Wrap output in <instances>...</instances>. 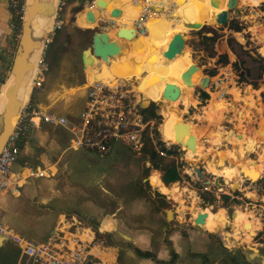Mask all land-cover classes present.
Here are the masks:
<instances>
[{
  "label": "rangeland",
  "instance_id": "rangeland-1",
  "mask_svg": "<svg viewBox=\"0 0 264 264\" xmlns=\"http://www.w3.org/2000/svg\"><path fill=\"white\" fill-rule=\"evenodd\" d=\"M151 1L163 4V8L167 2L166 0L164 2L161 0H147L145 5H148ZM241 1L244 0H240L238 9L230 13L228 22V24L231 21L237 23L240 27L239 32L229 31L226 27L221 28L216 24L227 11L218 10L213 17L212 14L206 15L203 10L205 19L203 20V16L198 17L194 25L196 28L187 22L183 24L189 27V30L186 32L188 35L187 39L191 42V47H187L185 53L176 58L182 59L186 64L183 73H185L191 65L195 64L200 68L197 72L200 74L201 78L202 74L210 76L211 74L206 73V70L215 68V59L207 57V53L198 45L200 36L202 35L213 36L215 38V48L218 53H222L221 50L225 48L227 40L233 38L245 50L249 51L254 58L264 59V0L260 1L257 6H253L251 3L249 5H243ZM200 4L202 8H204L210 5V0H200ZM171 9L172 7L169 6L167 12L171 11ZM163 13L155 14V17L159 16L158 21L167 17L164 11ZM205 20L210 21L208 25H205L206 27H204ZM201 23L203 27H200ZM131 25L132 20L129 19L128 27H131ZM84 26L86 27L87 25L84 24ZM151 31H155V29ZM137 35L138 36L135 37L134 40L144 37L139 34ZM149 36L144 38H148ZM170 40L174 42L173 37L166 38L165 45L160 48H164ZM130 42V44H132V41ZM173 44L176 45L175 42ZM51 48H54V44L50 46L48 44L46 53L48 50L50 51ZM128 48V52L121 56L117 60V63L111 64L112 76H108L107 78L104 77V80L112 84L111 80H116L117 82L119 79H123V73L129 74V78L127 79L135 84V87H133L135 92L141 93V95L145 92L148 93L151 97V101L146 107L149 108L151 103H154V112L156 115L161 116V122L151 113V110L145 111L144 114L147 118L158 119L159 123H161L160 133H156L155 136L158 137L168 149L178 152L177 155L171 158L175 159L180 181L165 186L166 189L170 191L167 193V190L164 189L161 193L155 186V182H152V185L149 183V180L153 181L152 177V179L149 178L148 180V184L151 188L149 191L146 181L143 180L141 176L144 169L150 166L148 162L149 157L146 154H141V156L138 157L132 151L125 152L123 150L119 159H113L109 157V155L106 158H101L95 154H91L89 157L93 167L89 170L96 171L94 174L97 175L98 182H95L96 177H94V174L90 181H85L82 189H85L86 195H80L79 193V202H83V205H91V217L97 219L95 222L98 223L99 228L101 221L104 219L101 217L102 214L104 212L108 214L111 213V209L109 208V205H111L110 202L105 203L103 199V194H105L103 187L112 191L114 190L121 200L120 205H122V210L117 213L115 220H117L119 226L121 224L123 227L126 226L129 229L130 236L138 235L142 237L144 231H154L155 228L161 226V223L165 225L163 227H166V231L161 230V233L160 231L155 234L153 233V237H150V241L142 238L139 242V247L142 249H149V243L150 250H153V252H159L161 250L169 252L171 256L169 262L172 264H264V239L258 237L264 230V174L261 173L264 171V166L256 170V165L258 163L264 165V151L262 149L264 140L261 139L264 135H259L253 131L257 122L260 125L261 131H264V95L255 101L254 96L257 93L246 90V88H251V86L237 83V77L231 64L222 68L217 66L216 75L211 76L214 78V81L216 79V82H218L220 86L222 85L220 89L225 90L226 87L230 88L226 90L224 98L221 95L219 103H216V107L210 102L211 96H214L213 98L215 100L217 99V95L215 94L208 96L204 106L198 105V108L204 107V121H206L197 122L195 119H192V111L188 110L187 112V107L189 103L193 102L189 99L190 94L194 93V95H197L199 98L200 89H193V87L198 84L199 79L195 77L190 81L189 86H187L189 92H186L182 81L178 82V84L180 83L178 85L180 95L175 101L172 100L173 105L171 107V109H174L176 116V120L173 121V123L176 124V122L183 120L190 125L189 132L191 135L193 134L198 141L197 147L200 151L197 159H191V155L189 154L190 151L188 152L186 148L169 144L172 135L174 137L175 135L173 126L167 123L164 106L165 100L162 98V92H159L158 88L153 83H146L141 75L140 80H136L132 72L133 66L129 57L132 45H128ZM160 48L157 49V59L160 58ZM225 51L229 55L230 63L234 62L236 57L228 49ZM175 60H173V64ZM148 66L150 65H143L142 68H139L138 72H145ZM149 69L148 74H151L155 68ZM227 71L232 73L235 77H232L233 79L230 77L228 80L223 79L224 76L222 77V73ZM136 83L139 84L137 85ZM235 88L239 90L241 98L236 105L232 104V100L230 99V97H232L231 93ZM149 90L152 91L151 95ZM260 90L264 92V83L260 87ZM199 102L201 103L200 100ZM259 117L260 119L258 121L257 118ZM197 123H204L203 125L207 126L201 127L198 126ZM202 131H207V136L197 138L196 134ZM204 138H212L218 141L215 143H212V141L211 143H207L204 142ZM237 139L244 142L240 150L243 166L249 163L251 165L250 168L244 170L241 168L232 169L229 167L228 160L225 159V157L231 159V156L236 155L238 144L234 141ZM254 143L258 144L255 145ZM210 152L214 153L215 160L218 162L217 165L216 163L206 164L207 161L211 159ZM222 157L224 159H222ZM221 161L223 162L222 164L220 163ZM224 164L227 167H225ZM196 169H199L203 173L202 180L197 177L195 173ZM102 172H106L107 175L104 177L101 174ZM152 172L157 173L158 171ZM157 174L160 175L159 173ZM226 175L238 181L239 188H235V193H238V195L235 196L236 198L234 199H236L237 202H229L227 205H224L220 196L232 193L230 191L232 182L227 183ZM212 182L215 188H218L216 191L221 193V195H219L218 198L214 196L216 198L215 202H213L212 205H208L203 201L201 194L204 192L199 190L198 184L203 183L212 186ZM173 187L176 188L173 189ZM141 188L144 189V193L138 195L136 190ZM173 191L177 192H174L173 195L170 194V192ZM216 191L214 190V192ZM153 193H155V198L157 193H159L169 202L170 208L164 209V211H171L169 212L173 214V217L169 219L171 221L167 223L164 222V211L160 214L154 212ZM103 202L106 205H104ZM112 208L114 209L113 206ZM247 220L249 221L248 225ZM211 226L220 227V231H212ZM169 227L173 230V236H176L173 237L172 241L167 240L169 237ZM251 227L257 228V235L255 237H252L254 233L252 234V232H250ZM164 233H166L165 236H163ZM232 233L233 236L231 237ZM110 235L113 240L111 233ZM181 237L186 238L188 241L191 240L193 245L191 250L194 252L192 253L193 258H195V260L199 258L197 263H192L189 257H186L185 246H180ZM97 242L106 244L107 239L101 238L100 240L98 239ZM125 242L126 241L116 242L114 240L110 247L116 249L123 247L131 251L132 245ZM173 246L174 249H178L180 257L179 255L174 257V254H172ZM202 251L204 255L201 254ZM157 263L163 264V262Z\"/></svg>",
  "mask_w": 264,
  "mask_h": 264
},
{
  "label": "crops",
  "instance_id": "crops-1",
  "mask_svg": "<svg viewBox=\"0 0 264 264\" xmlns=\"http://www.w3.org/2000/svg\"><path fill=\"white\" fill-rule=\"evenodd\" d=\"M52 2V9L47 18L50 25L49 32L52 27L55 6L58 0ZM45 6H48V1L39 0V22L46 16L44 10ZM144 6H146L145 3L138 4L135 1L129 0L130 9L127 14L130 17L129 19L134 21ZM113 8L116 7H112V9ZM87 10L90 11V8L86 6V0H67L58 12L62 22V29L56 31L50 38L49 46L54 44V48H51V50H48L46 53L45 61L48 64V70L45 74L42 90L34 97L48 113L64 117L72 123L78 122L79 114L85 107L88 85L96 80L108 83L104 80L103 75L112 76L111 64H104L95 52L101 54V47H105V44L108 43L121 46V42H115L110 37V32L114 28H128V26H116L117 23L112 18L110 19L107 12H101L97 10V8H94L92 12L89 13H91V20L97 32L91 33L92 35H90L88 30L93 26L87 21ZM155 16V14L151 15L146 22V26L149 21L159 19V16ZM84 24L88 27H85ZM132 26L133 25L129 28H132ZM100 32L105 33L107 38L103 40L99 38L96 50L93 52L94 39L96 40ZM12 33L11 13L8 8V0H0V98L5 81L9 76L16 51V47L12 41ZM45 35L42 36L44 37ZM122 39L130 45V41H134L135 38L132 40L126 38ZM226 49L227 47L225 44V48H222L221 52H224ZM123 55L125 54L121 56ZM93 58L96 60L95 63H92ZM122 75L123 79L128 80L129 74L123 73ZM111 81L112 84L116 83V80ZM179 84L177 83V86ZM261 86L262 84L257 90L251 87V90L257 93L254 96L255 101H257L261 95H264V92L260 90ZM210 94H214V92ZM231 95L233 97V99L230 97L232 104L236 105L241 99L240 93L233 91ZM189 98L193 102L189 103L187 112L188 110L192 111L191 116L195 121L205 122L204 107L198 108V105H200L199 98L197 95H194V93L190 94ZM257 119L259 121L260 117ZM197 124L201 127L207 126L203 125L204 123ZM253 131L254 133L261 131L258 122ZM204 140V142L207 143H211V141L215 143L218 141L212 138H204ZM70 142L71 135L66 129L48 125L41 126L33 135L21 142L19 159L12 167V174L15 181L11 188L0 196V209L2 222L11 231L27 240L34 242L45 240L49 234L73 216L81 220L86 228H89V231L85 230L88 232L83 233V238L87 241L94 240V242L99 243L95 240L96 231L92 226V224L98 223L95 222L97 219L91 217V205H83V202L80 203L78 198L79 193L80 195H86L85 189H82V186H84L85 181H90L93 174L96 173V171L89 170L93 167L89 157L93 153L85 150H73L70 148ZM123 150L125 152L130 151L125 146L115 145L109 157L119 159ZM29 169L43 171V175L30 177L28 174ZM101 174L104 177L107 175L106 172H102ZM152 174L153 172L149 173L148 179L144 178V172L141 174L142 179L146 181L149 191L151 188L148 184V180ZM94 175V177H96L95 182H98L97 175ZM156 175L158 177L153 178H157L161 181L160 175ZM152 182V180H149L151 185ZM103 190L105 191V194H103L104 202H110L111 205H109V208L111 209V213L108 214L104 212L102 214L101 217L104 219L101 221L99 228L97 227L98 232L108 235L111 242L114 240L116 242L126 241L125 243H129L132 246L130 251L128 248L124 249L123 247H119L116 249L110 247L112 244H102L101 246L93 247L92 251L102 260L107 262L115 261L116 264H158L157 262L172 264L169 262L171 257L169 252L163 250L153 252V250H150L149 243V249H142L139 247V242L142 238L150 241L153 237V233H158V231L161 233V230L166 231V227H163L165 225L161 223V226L155 228L154 231H144L142 237L138 235L130 236L129 229L126 226L123 227L121 224L119 226L117 220H115L117 213L122 210L120 198L114 190L112 191L104 187ZM136 193L141 195V193H144V189H138ZM153 195L154 212L160 214L164 210L161 212L155 211L157 203L155 201V193H153ZM104 202L103 204L106 205ZM164 222L167 223L166 214L164 216ZM65 225L66 224H63V226ZM110 233L112 234L113 240ZM165 235L166 233L163 234V236ZM173 237L176 236H173V230L169 227V237L167 240L172 241ZM181 245L186 248V257H189L192 263H197L199 258L196 260L193 258L192 253L194 252L191 250V248H193L191 240L188 241L186 238L181 237L180 246ZM13 246V244L6 240L0 243V264L18 263L20 259L19 250L16 246ZM134 248L141 252H149L155 256L150 259L140 258L135 254ZM172 248L174 257L178 255L180 257L178 249H174V246ZM201 254L204 255V252L202 251Z\"/></svg>",
  "mask_w": 264,
  "mask_h": 264
},
{
  "label": "built area",
  "instance_id": "built-area-1",
  "mask_svg": "<svg viewBox=\"0 0 264 264\" xmlns=\"http://www.w3.org/2000/svg\"><path fill=\"white\" fill-rule=\"evenodd\" d=\"M66 2L67 0H58L55 6L52 27L39 46L40 59L31 79L28 100L18 112L15 125L0 151V196L14 184L12 167L19 159L21 142L44 125L66 129L71 135V149L85 150L101 158H106L115 145L125 146L140 157L146 144H149L161 157H167L165 152L160 151L159 138L155 136L156 133H160L161 123L158 119L147 118L144 114V109L141 108L142 95L135 92L129 80L119 79L115 84L104 81L90 83L86 91L85 107L79 114L78 122L75 123L48 113L34 98L42 90L48 70L45 61L46 48L54 33L62 29L58 12ZM25 6L26 0H8L12 41L15 47L22 34ZM86 6L93 7L94 0H86ZM160 6L148 4L143 7L132 24L137 34L148 33L146 22L157 12L155 8H160L162 11L163 8ZM222 77L228 80L235 76L227 71L222 73ZM225 95L223 93L222 97L224 98ZM164 147L168 149L167 146ZM42 172L29 169L28 174L30 177H35L42 176ZM216 189L218 190L215 186L206 184L199 188L201 192L211 193L218 198L221 193ZM227 195L236 198L230 193ZM63 224L45 240L34 242L11 231L2 222L0 209V236L18 248L20 259L17 264H116L115 261L102 260L92 251L93 247L101 246L103 243L87 241L82 237L89 228H86L81 220L72 216Z\"/></svg>",
  "mask_w": 264,
  "mask_h": 264
},
{
  "label": "bare ground",
  "instance_id": "bare-ground-1",
  "mask_svg": "<svg viewBox=\"0 0 264 264\" xmlns=\"http://www.w3.org/2000/svg\"><path fill=\"white\" fill-rule=\"evenodd\" d=\"M47 1H48V6H45V8H44V10L46 12V14H45L46 16L39 22V13H38L39 10H37L36 18L34 20L35 30L37 31L38 34H41V35H45L46 33L49 32V26L50 25L47 21V18H48L50 11L52 9L51 2L54 0H47ZM161 1L164 2L165 0H161ZM166 1L167 2H166V5L164 8H163V4H161V3H155L153 1L149 2V4H154L156 6L161 5L160 7L163 8L162 11L156 12L155 14H162L164 11L165 14H167V17L164 18L163 20H159V21L158 20H151L148 22V24L146 26L148 33L145 35H140V34L139 35L146 37V36H149V34L151 33L150 36L148 38L141 37L139 39L132 41V44H130V45H132L131 53L129 56L131 64L133 66L132 72L135 75L136 80H140V75L143 76V78L145 79V82L146 83H153L158 88L159 92H163V88H164L165 84L177 86V83L181 81V74H183V72L186 68V64L182 59H176L174 64H173V61L164 62L161 59V57L159 59H157V57H156L157 49L160 47H163L165 45L166 38H172L173 34L178 32V30H184V31L189 30V27H186L183 25L185 22L194 26L196 19L198 17L203 16V20H204L205 15L203 13V10L206 13V15L212 14L213 17L216 15L218 10L226 11V7H225L226 0H221V1L220 0H210V5L206 6L204 8H202V5L200 4V0H166ZM260 1H262V0H244L241 2H243V5H249L251 3V4H253V6H257ZM94 2H95V4L98 2L103 4L106 7V9H112V7H116V8L121 9V11H122L121 16L119 18H112V19L117 23V25L115 24L116 26H118V25H120V27L124 26V25L128 26L129 16L127 14L129 13L128 10L130 9L129 5H128V0H94ZM201 2H203V1H201ZM169 6H171L172 9H171V11L167 12V9L169 8ZM91 8L94 9V8H96V6L94 5ZM90 12H92V10H90ZM105 12H108V10ZM110 19H111V17H110ZM132 23H133V21H132ZM202 23H203V21H202ZM202 23H201L200 27L202 26ZM180 28H182V29H180ZM152 29H155V31H151ZM123 41H124V39L115 40V42H119V43L121 42V46H119V47L121 48V50L123 52L122 54H126L128 52L129 48H128L127 43L125 41L124 42ZM173 43L174 42L171 40L168 42V44L177 48L178 45L176 43H175L176 45H174ZM111 45L112 44L108 43V44H105V47L102 46L100 49L101 52H102L103 48H107ZM116 46H118V44H116ZM40 54H41V47L30 48L28 51V54H27V69L28 70H27L26 75L24 77L23 85L19 91V103H18V107H17V114L20 111V109L23 107L25 102L28 100L29 92H30V88H31V79H32L33 74L36 70V66L39 63ZM143 65H150V66H148V68L146 69L145 72L139 73L138 70H139V68H142ZM138 66H140V67H138ZM149 68H155L151 74H148L149 73L148 70H150ZM195 77H198V79H200V74H198L197 71L193 72L191 74V77L189 78V80L191 81ZM96 81H98V80H96ZM8 85H9V80H6L4 87H3V90H2L1 98H0V104H1L0 105V111L2 110V106L5 103V91H6ZM132 86L135 87V84L132 83ZM214 88H215V90L212 92H214V94L217 95V99L215 100L213 98L214 96H211V94H210V96H211L210 102L213 106L216 107V103H219L221 95L223 93H225L226 90L229 89L230 87H227L225 90L220 89V88H222V85L220 86L219 83L216 82V79H215ZM149 93L151 95L152 91L149 90ZM150 101H151V97L148 95L147 92H145L142 95V100H141L142 107H146ZM172 105H173V101L168 102L167 100H165L164 106H165V114H166L165 116L167 117V121H168L167 123L174 126L175 123H173V121L176 120V118H175L176 116H175L174 109H171ZM207 134H208L207 131H204V132L202 131V132H199L198 134H196V136H197V138L206 137ZM257 134L264 135V131H258ZM186 139H187V137L185 136L183 138V142H185ZM261 139L264 140V136ZM195 141H196L195 150L193 151V153H190L188 151L189 154L191 155V157H190L191 159H197L198 155L200 154V151L198 150V147H197L198 141L196 139H195ZM234 142H236L238 144V147L236 148V150H237L236 155L231 156V159H228L225 156H223V157H225V159L228 160L229 167L232 169L241 168L243 170L250 168L251 165L249 163L246 164L245 166H243L244 164H243V161L241 158L242 154L240 153V150H241L244 142L239 141V139L235 140ZM175 143H177V142L175 140V137L172 135L171 142L169 144L175 145ZM251 143H253V142H251ZM254 144L257 145L258 143H254ZM262 149L264 151V146L262 147ZM210 155H211V159L208 160L206 164L209 165V164L216 163V165H217L218 162L215 160L214 153L210 152ZM223 157H222V159H224ZM220 163L222 164L223 162L221 161ZM224 166L227 167L225 164H224ZM261 168H263V166L261 164L256 165V170L261 169ZM213 169H215V168H213ZM261 173L264 174V171H262ZM226 181H227V183L232 182V183H237L239 185L238 181H236L235 179L234 180L231 179L230 176H227V175H226ZM213 185H214V183H213ZM171 217H172V214L168 213V219H171ZM248 223H249V221L247 220V225H248ZM211 230L214 232H217V231H220V227L211 226ZM250 230H251L250 232H252V234H253L257 230V228L251 227ZM88 231H85V232H88ZM232 236H233V234L231 235V237ZM82 237H84V236H82Z\"/></svg>",
  "mask_w": 264,
  "mask_h": 264
},
{
  "label": "water",
  "instance_id": "water-1",
  "mask_svg": "<svg viewBox=\"0 0 264 264\" xmlns=\"http://www.w3.org/2000/svg\"><path fill=\"white\" fill-rule=\"evenodd\" d=\"M135 1L138 4H144L147 0H132ZM240 0H226V13L224 16L221 17L220 21L216 23L221 28H224L228 25L229 19H230V13L234 12L238 9V3ZM94 5L96 6L97 10H100L101 12H105L108 10L109 17L111 18H119L121 16V10L117 8L113 9H106V7L101 3L94 2ZM39 8V0H27L26 6H25V15H24V21H23V27H22V34L19 40V43L16 47L15 55L13 58V62L11 65L10 73L7 78L9 80V85L7 86V89L5 91V103L2 106V110L0 111V151L4 144L6 143V140L11 133L15 122L17 118V107L19 103V91L20 88L23 85L24 77L27 72V54L30 48H38L43 43V36L41 34H38L34 27V20L36 18V12ZM92 8H90L91 10ZM93 10V9H92ZM157 12H161L160 8H155ZM90 11H86V18L87 21L90 23L91 26L94 25L93 21L91 20V13ZM213 21V20H211ZM210 21L205 20L204 21V27L205 25H208ZM203 27V26H201ZM95 31V27H91L88 30V33L92 35ZM92 33V34H91ZM187 32L184 30H178V32L173 34V40L178 45V48L173 47L170 44H167L164 48L159 49V55L161 59L164 62H171L175 60L177 57L181 56L183 53H185V49L187 47H191L190 43L187 39ZM110 37L115 40H120L122 38H126L128 40H132L133 38L137 37L136 30L132 28H114L110 32ZM100 38L106 39L107 36L105 33L100 32L99 35H97L96 40L94 39V47L93 52H95L97 47V41ZM96 44V45H95ZM87 53V52H86ZM98 57L101 58V60L104 62V64H115L117 63V60L122 55V50L119 46H116V44H112L111 46L107 48H103L101 54L95 52ZM95 59H92V62L95 63ZM200 68L197 67L195 64L191 65L190 68L181 75V81L185 86H189L191 77V74L193 72H196ZM103 77H108L103 75ZM6 82V81H5ZM215 81L214 78L210 75H203L198 80V84L193 87V89L199 88L204 94L210 95L212 91L215 90L214 88ZM180 95V89L175 85H169L165 84L162 92V98L167 101H175ZM144 110L147 109V107H142ZM174 134H175V140H176V146L177 147H184L186 150L193 152L195 150V137L190 134V125L188 123H185L183 120L176 122V124L173 126ZM187 137L186 141L183 142V138ZM195 173L197 177L202 180L203 179V173L196 169ZM242 178V176H241ZM258 181V180H257ZM256 182V181H255ZM230 185V191L232 193H235V188L238 189L239 185L237 183H231ZM171 212L170 210H165L166 214V221H171L168 219V213ZM173 215V214H172ZM173 217V216H172ZM173 219V218H172ZM257 235V231L254 232L252 237H255ZM0 243H3L4 239L3 237H0ZM7 241V240H6Z\"/></svg>",
  "mask_w": 264,
  "mask_h": 264
},
{
  "label": "trees",
  "instance_id": "trees-1",
  "mask_svg": "<svg viewBox=\"0 0 264 264\" xmlns=\"http://www.w3.org/2000/svg\"><path fill=\"white\" fill-rule=\"evenodd\" d=\"M226 28L227 30L232 31V32L240 31V27L234 21L233 22L231 21L226 26ZM215 43H216V40L213 36H206V35L200 36V40L198 42V45H200L203 48L202 50L205 53H207V57L215 59V63H214L215 68L206 70V73L211 74L212 76H215L217 73L218 67L222 68V67H225L231 64V66L233 67L235 71L238 84H245L247 86H251L254 90L259 89V86L264 83V59L254 58L249 53V51L245 50L233 38H229L227 40L226 47L236 57V60L230 63L229 55L227 54V52L224 51L222 53H218L217 50L215 49ZM183 87L185 88L186 92H189L187 86L183 84ZM246 90L252 91L250 87L246 88ZM234 91L239 92V90L236 88L234 89ZM207 98H208V95L204 94L202 91L199 90V100L201 101L200 106L205 105ZM154 107H155V104L151 103L150 107L147 108L146 110H143V112L151 110V113H153L154 116L157 117L159 121L161 122V116L155 114ZM158 142L160 146V151L165 152L167 154V157H161L157 152H155L151 148L149 144H146L145 147L143 148V154H146L149 157L148 162L150 166L148 168H145L143 172H144V178L148 179L150 172L158 171L157 173L161 175V178H160L161 181L157 178H153V182H155V186L162 193V190L166 189L165 186H169L170 184L179 182L180 175L176 168L175 159L171 158L172 156L177 155L178 152H176L175 150L166 149L164 147V143L161 142L160 139L158 140ZM157 173H153L150 178L158 177L156 175ZM204 185L205 184L201 183V184H198V187L201 188ZM174 188L176 187H173V189ZM166 190H167V193L168 191H170L169 189H166ZM174 192H177V191L170 192V194ZM230 194L233 197L238 195V193H230ZM201 195H202L204 203L208 205H212L213 202H215L216 200V198L212 196L210 193L204 192ZM220 199L223 201L224 205H227L229 202H237L236 199L231 198L230 196L224 195V194L220 196ZM155 201L157 203V206L155 209L156 212H161L164 209L170 208L169 202L166 201L165 197L159 193H157ZM92 226L96 231L95 232L96 240L98 239L100 240L101 238H106L107 239L106 244L107 245L112 244L108 235L100 234L98 232L97 230L98 224L95 223V224H92ZM258 237H261L264 239V230L258 235ZM134 252L140 258H144V259L154 258V256L151 253L141 252L140 250L136 248H134Z\"/></svg>",
  "mask_w": 264,
  "mask_h": 264
}]
</instances>
